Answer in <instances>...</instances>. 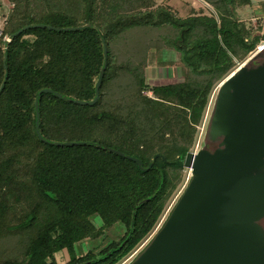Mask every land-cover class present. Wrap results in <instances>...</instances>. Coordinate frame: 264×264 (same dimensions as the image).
<instances>
[{
	"label": "trees",
	"instance_id": "trees-1",
	"mask_svg": "<svg viewBox=\"0 0 264 264\" xmlns=\"http://www.w3.org/2000/svg\"><path fill=\"white\" fill-rule=\"evenodd\" d=\"M7 1L2 34L10 41L0 39V243L17 237L20 250L0 264H57L61 250L69 255L63 264H117L155 227L180 183L214 85L259 40L236 18L251 1L202 0L214 15L183 18L168 7L128 8V0H107V9L105 0L101 7L97 0ZM151 38L157 49L178 51L188 70L183 81L145 84L142 57ZM119 40L127 55L122 63L112 52ZM103 67L95 103L78 104L95 97ZM106 148L138 158L143 168ZM156 154L164 160L152 162ZM118 221L125 228L120 238L96 253H75L76 243Z\"/></svg>",
	"mask_w": 264,
	"mask_h": 264
},
{
	"label": "water",
	"instance_id": "water-1",
	"mask_svg": "<svg viewBox=\"0 0 264 264\" xmlns=\"http://www.w3.org/2000/svg\"><path fill=\"white\" fill-rule=\"evenodd\" d=\"M254 56L258 62L240 66L219 85L207 131L215 147L186 152L182 165L191 176L183 192L129 264H264V44ZM104 67L95 97L78 104L95 103ZM106 149L143 168L138 158ZM157 157L164 160L156 154L152 162Z\"/></svg>",
	"mask_w": 264,
	"mask_h": 264
},
{
	"label": "rangeland",
	"instance_id": "rangeland-1",
	"mask_svg": "<svg viewBox=\"0 0 264 264\" xmlns=\"http://www.w3.org/2000/svg\"><path fill=\"white\" fill-rule=\"evenodd\" d=\"M106 1L103 3V8L107 9ZM119 1V0H118ZM117 1V2H118ZM124 1V0H122ZM251 3L248 6L243 7L242 9H238L236 12V18L239 21L250 29V31L255 34L259 35V40L256 42L254 48L246 54L241 60L234 59V66L224 75V77L217 82L209 96L207 105L204 109L202 114L201 120L196 127V133L192 148L190 151H196L200 148H208L213 149L215 147V142L209 141L207 137L208 131V124L210 115L213 109L214 101L217 94V89L224 79H226L230 74L235 72L240 66L242 65H253L259 61V58L255 57L254 55L258 51V47L263 45L264 43V0H250ZM100 0H97L99 5ZM125 2V1H124ZM195 4H194V3ZM126 3L133 4L134 9L143 8L142 6L147 4L149 9H156L158 7H168L172 10V12L178 17H186L191 13L195 14H212V8L209 5H205L203 3L197 2V0H128ZM9 9L11 8V4H9ZM127 5V4H126ZM101 7V3L99 5ZM124 7V6H123ZM115 8H121L119 7ZM128 8H131L130 6ZM145 8V7H144ZM3 18V17H2ZM5 22V18L2 19L0 22V28L3 27ZM147 48L145 50V54L143 58L144 66H143V76L145 84L149 86L153 85H163L169 83H176L181 82L187 77L188 70L187 68L180 62L179 53L176 50H173L170 47H166L163 45L162 41L160 45H163L161 48H155L156 45L153 38L150 39L149 43L146 42ZM123 44L119 40L116 43L112 44V52L116 55L117 60L122 63L126 61V56L124 55ZM254 58V59H253ZM147 96H151V92L149 90H145L143 92ZM108 96L113 98L112 93H109ZM191 173L189 169L183 167L182 179L170 198L168 199L166 206L162 215L160 216L157 224L151 230V232L142 240L140 241L134 249L126 255L123 259H121L117 264H129L141 251L142 249L148 244L154 233L160 228L164 220L166 219L168 213L178 200L179 196L183 192ZM93 225L96 228L101 227L102 221L98 216H95L91 219ZM264 226V220L262 222ZM124 225L122 222L118 221L114 223L111 227L105 228L101 235L96 238H86L79 243H76L74 246L75 253L77 255L84 254L87 251H92L93 253L98 252L100 249L105 247L108 242L114 239H118L124 233ZM17 237L13 238H6V241L0 243V259L6 256H13L20 250V245L15 243ZM69 255L66 250H61L60 252L55 254V260L57 264H63L68 261Z\"/></svg>",
	"mask_w": 264,
	"mask_h": 264
},
{
	"label": "crops",
	"instance_id": "crops-1",
	"mask_svg": "<svg viewBox=\"0 0 264 264\" xmlns=\"http://www.w3.org/2000/svg\"><path fill=\"white\" fill-rule=\"evenodd\" d=\"M197 2L203 3L205 5H207L206 3H204L202 0H197ZM194 3V2H193ZM10 3L7 0H0V22L2 21V19L5 18V16L7 15L8 11H9V5ZM195 4V3H194ZM3 17V18H2Z\"/></svg>",
	"mask_w": 264,
	"mask_h": 264
},
{
	"label": "built area",
	"instance_id": "built-area-1",
	"mask_svg": "<svg viewBox=\"0 0 264 264\" xmlns=\"http://www.w3.org/2000/svg\"><path fill=\"white\" fill-rule=\"evenodd\" d=\"M0 39L5 43L10 41V37L8 35L2 34V28H0Z\"/></svg>",
	"mask_w": 264,
	"mask_h": 264
},
{
	"label": "bare ground",
	"instance_id": "bare-ground-1",
	"mask_svg": "<svg viewBox=\"0 0 264 264\" xmlns=\"http://www.w3.org/2000/svg\"><path fill=\"white\" fill-rule=\"evenodd\" d=\"M264 44V43H263ZM260 49H262V45H260L259 47H258V50H260Z\"/></svg>",
	"mask_w": 264,
	"mask_h": 264
}]
</instances>
